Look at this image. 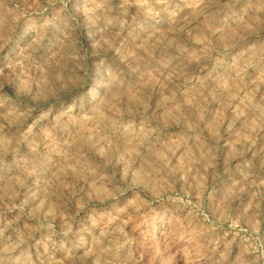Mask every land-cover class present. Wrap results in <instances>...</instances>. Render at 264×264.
I'll list each match as a JSON object with an SVG mask.
<instances>
[{
    "label": "rangeland",
    "instance_id": "374dc122",
    "mask_svg": "<svg viewBox=\"0 0 264 264\" xmlns=\"http://www.w3.org/2000/svg\"><path fill=\"white\" fill-rule=\"evenodd\" d=\"M0 264H264V0H0Z\"/></svg>",
    "mask_w": 264,
    "mask_h": 264
}]
</instances>
